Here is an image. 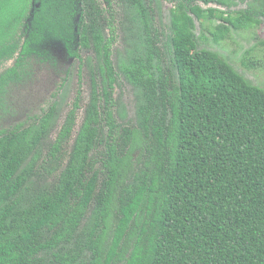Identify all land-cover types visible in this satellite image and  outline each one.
Here are the masks:
<instances>
[{"label": "trees", "instance_id": "1", "mask_svg": "<svg viewBox=\"0 0 264 264\" xmlns=\"http://www.w3.org/2000/svg\"><path fill=\"white\" fill-rule=\"evenodd\" d=\"M167 1L170 33L161 39L150 7L130 0L142 28L125 71L139 103L137 124L122 125L114 29L104 34L109 8L100 0H0V62L14 59L0 72V264H264V88L200 46L195 32L196 18L218 20L216 42L256 27L264 0L243 10L231 9L237 0ZM52 42L63 45L60 57ZM76 44L97 51L107 87L93 88L67 152L78 92L46 155L45 170L60 172L31 189L56 112L52 96L41 103L39 83L63 85L69 72L60 58L79 57Z\"/></svg>", "mask_w": 264, "mask_h": 264}, {"label": "rangeland", "instance_id": "2", "mask_svg": "<svg viewBox=\"0 0 264 264\" xmlns=\"http://www.w3.org/2000/svg\"><path fill=\"white\" fill-rule=\"evenodd\" d=\"M100 1L101 4L105 6L106 11L107 8H109L112 13L110 16L112 26L109 27L104 24V34L106 36L110 35L111 28H113L115 36V40L111 46V58L116 74L113 92L114 100L116 101V105L114 106V116L122 125H136L139 89L127 77L125 65L129 62L130 58L135 55L133 52L139 42V35L142 27L137 20L135 10L130 0ZM143 1L152 11L151 15L158 27V33L161 39L166 38L165 36L170 33V9L173 4L167 0ZM201 4L204 7L212 6L225 9V7L214 3L205 5L201 2ZM248 6H254L253 0H247L244 2L237 0L236 4L231 6V9L243 10ZM31 15L32 6L29 9L26 20H28ZM216 22H218V20H205L202 23L196 18L197 26L195 32L200 42V46L217 52L221 57L230 62L234 68L251 83L264 88V18L258 26L253 28L241 30L233 28L230 35L220 42L214 41L210 34V30L214 28ZM49 48L51 51L57 53L59 57L64 52V47L59 42H52ZM75 49L78 51L79 57L72 58L71 60L66 56L60 58L64 65L62 68L67 69L69 74L66 81L63 82V85L61 84L62 79L55 76L62 85L59 89V84L54 82L46 86L47 83H49V80L44 83L42 80L39 83V85H44L41 92V103H46L47 99L52 96L51 103L56 104V112L54 113L52 125H50L47 134L38 146V157L34 166L36 172L30 178V182L28 181L31 189L51 185L55 179V174L57 176L60 172V170H57L55 174H50L45 170L46 167H49L46 155L50 150L51 144L57 138L78 92L81 91V107L78 110L77 121L69 139V143L66 145L67 152L73 147L75 138L85 116L86 107L90 103L93 88L95 87L99 93H102V90L107 87V74L101 70L100 64H102V60L94 47L92 45L90 47H83L76 44ZM16 55L17 54L13 57ZM247 57L255 58L258 64L255 66L246 65L245 59ZM13 61V58L8 61H1L0 72ZM27 92V89L19 91L18 98L20 102L23 101ZM34 103H36V105L39 104L38 100ZM105 131L106 128H104L103 132L105 133ZM91 156L93 157L94 154L92 153ZM67 159L68 155L63 159L61 166L64 165ZM29 160L30 159H28V161Z\"/></svg>", "mask_w": 264, "mask_h": 264}, {"label": "flooded vegetation", "instance_id": "3", "mask_svg": "<svg viewBox=\"0 0 264 264\" xmlns=\"http://www.w3.org/2000/svg\"><path fill=\"white\" fill-rule=\"evenodd\" d=\"M33 11V10H32ZM79 46H81V45H79ZM84 47V46H83Z\"/></svg>", "mask_w": 264, "mask_h": 264}]
</instances>
